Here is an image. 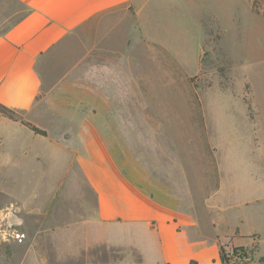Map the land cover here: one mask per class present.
Masks as SVG:
<instances>
[{"label":"rangeland","instance_id":"rangeland-1","mask_svg":"<svg viewBox=\"0 0 264 264\" xmlns=\"http://www.w3.org/2000/svg\"><path fill=\"white\" fill-rule=\"evenodd\" d=\"M179 1L145 0L142 7L123 5L102 18L110 20L101 28L109 35L107 45L112 41L122 48L129 98L122 103L124 116L115 119L116 134L108 137L117 157L139 160L179 201L187 219L180 226L186 256L213 264L221 248L227 264H264V32L259 30L264 0ZM143 9L149 14L142 22L137 11ZM28 10L17 0H0V36ZM108 28L117 31L111 35ZM92 43V54L85 58L97 66L100 56ZM86 52L75 47L51 57L47 71L61 85L48 88L97 94L99 71L82 70L84 63L77 61ZM80 120L66 124H76L78 131ZM98 121L92 118L95 125ZM67 156L59 153L60 159ZM27 161L26 166L5 165L0 172V215L18 208L19 229L27 235L21 245L0 239V264H56L75 256L73 251L80 255L82 244H66L73 239L91 242L85 247L89 264H146L133 247L114 244L115 254L104 252L102 241L113 247L116 228L91 223L75 231L67 230L65 222H49L53 211L65 217L73 207L65 189L51 198V188L69 167ZM85 201L93 218V193ZM235 248H242L245 257L234 255Z\"/></svg>","mask_w":264,"mask_h":264},{"label":"crops","instance_id":"crops-1","mask_svg":"<svg viewBox=\"0 0 264 264\" xmlns=\"http://www.w3.org/2000/svg\"><path fill=\"white\" fill-rule=\"evenodd\" d=\"M17 1L29 10L0 36V104L19 111L24 121L46 131L47 137L37 136L21 122L11 121L0 114V172L5 165L6 169L12 165L24 166L27 159H30L27 165H49L52 162L51 165L56 167L67 166L66 174L51 188V198H58L56 192L65 189L64 197L69 201L72 199L73 207L67 210L65 217L53 211L49 222H65L67 230L75 231L89 229L91 223L116 228L113 247H107L102 241L104 252L111 249V255L115 254L116 244L133 247L141 253L146 264H197L193 257L184 254L180 226L187 219L181 212L179 201L157 177L146 172L139 160L117 157L113 140L108 137L116 134L115 119L124 116L122 103L129 98L124 94L128 80L124 77L127 67L123 66L122 48H116L110 40L112 44L107 45L109 35L102 33L101 28L110 20L102 18L108 11L123 5L142 7L145 0ZM181 4L186 5L187 0H181ZM137 12L138 20L145 21L146 9ZM101 19L104 24L97 29ZM259 30L264 32L263 17H259ZM107 31L112 35L117 30L108 28ZM79 40H82L80 46ZM92 42H96L94 45L100 56L97 66H92L90 57L85 58L92 54ZM75 47L87 51L83 57H77L79 63H84L82 70L99 71L97 94H67L65 89L59 92L57 88H48L61 85V80L56 81L57 76L47 71L49 59L64 52L70 54ZM75 68L74 65L72 69ZM86 79L84 76V82ZM87 80L90 85L91 81ZM129 80L131 85L136 84L132 78ZM62 101L73 104L62 105ZM92 101L98 105L91 108ZM81 102L87 103L86 108L80 105ZM72 118L82 121L77 122L80 124L78 131H75L76 124H66ZM92 118L99 119L98 125L92 122ZM52 133L56 136L53 137ZM62 151L70 157L60 159ZM90 192L96 200L93 218L85 201ZM47 197L44 195L42 199ZM178 209L180 215L175 213L172 216V210L176 212ZM66 244H82L83 250L77 256L78 251H73L75 256L70 254L57 263L89 264L90 253L85 247L91 244L90 241L83 239L79 243L73 239ZM219 258L218 252L213 264H218Z\"/></svg>","mask_w":264,"mask_h":264},{"label":"built area","instance_id":"built-area-1","mask_svg":"<svg viewBox=\"0 0 264 264\" xmlns=\"http://www.w3.org/2000/svg\"><path fill=\"white\" fill-rule=\"evenodd\" d=\"M21 225L18 208L14 206L7 208L6 211L0 215V239L6 240V242L13 241L20 245L24 244L27 235L19 229Z\"/></svg>","mask_w":264,"mask_h":264},{"label":"trees","instance_id":"trees-1","mask_svg":"<svg viewBox=\"0 0 264 264\" xmlns=\"http://www.w3.org/2000/svg\"><path fill=\"white\" fill-rule=\"evenodd\" d=\"M0 114L8 118L11 121L14 122H21L23 126H25L28 130H30L32 133H34L37 136L41 137H47V132L40 129L39 127L35 126L32 123L26 122L21 118V113L17 110L11 109L3 104H0ZM241 252V253H240ZM234 255L239 256L241 258L245 257V253L243 252L242 248H235L233 251ZM220 258L222 261V264H227L228 257L226 256L225 252L220 248Z\"/></svg>","mask_w":264,"mask_h":264}]
</instances>
